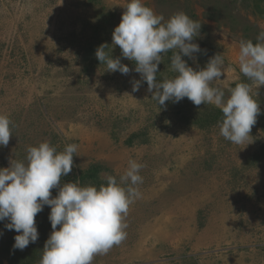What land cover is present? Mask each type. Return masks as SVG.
Instances as JSON below:
<instances>
[{
    "label": "rangeland",
    "instance_id": "obj_1",
    "mask_svg": "<svg viewBox=\"0 0 264 264\" xmlns=\"http://www.w3.org/2000/svg\"><path fill=\"white\" fill-rule=\"evenodd\" d=\"M128 0H0V114L12 122L0 168L25 160L27 148L48 141L58 151L78 145L62 182L99 186L119 179L130 160L143 165L140 198L125 217L126 238L92 264H264V86L261 113L249 139L220 135L223 113L187 98L159 106L133 61L112 45ZM165 19L183 11L201 23L194 69L220 53L225 91L248 82L239 69L240 41L264 30V0H144ZM102 43L132 69L105 71ZM173 50L157 80L172 78ZM95 169V176L89 174ZM58 189H52L56 196ZM50 206L36 216L39 238L14 249V230L0 221V264H38L52 228ZM59 227V226H58Z\"/></svg>",
    "mask_w": 264,
    "mask_h": 264
},
{
    "label": "clouds",
    "instance_id": "obj_2",
    "mask_svg": "<svg viewBox=\"0 0 264 264\" xmlns=\"http://www.w3.org/2000/svg\"><path fill=\"white\" fill-rule=\"evenodd\" d=\"M119 24L114 28L112 45H118L121 56L133 61L140 80L132 83V92L139 91L143 81L147 92L165 106L184 98L195 106L213 104L220 108L223 120L220 135L241 144L249 139L251 129L261 113L259 89L264 86V30L252 40H241L239 69L248 82H240L225 91L214 84L224 76L225 62L220 53L209 58L204 67L194 69L182 57L195 60L201 52L193 42L200 34L201 23L178 11L165 19L144 0H128ZM109 44L102 43L95 56L106 65L105 71L127 75L132 69L113 57ZM173 50L172 78L157 80L158 65L163 54ZM11 121L0 114V147H7L12 136ZM78 145H66L58 151L48 141L27 148L25 160H11L0 168V221H7V230H14V249L24 250L39 238L36 216L45 205L50 206L52 231L45 241L38 264H92L97 255H105L126 238L125 217L141 193L143 165L130 160L128 168L117 179L106 175L99 186L62 182L72 172ZM58 189L52 196V189ZM59 226V227H58Z\"/></svg>",
    "mask_w": 264,
    "mask_h": 264
},
{
    "label": "trees",
    "instance_id": "obj_3",
    "mask_svg": "<svg viewBox=\"0 0 264 264\" xmlns=\"http://www.w3.org/2000/svg\"><path fill=\"white\" fill-rule=\"evenodd\" d=\"M95 169H94V171L92 172V170H91V172L89 173V174H91L90 176H95L94 174H95ZM94 173V174H93Z\"/></svg>",
    "mask_w": 264,
    "mask_h": 264
}]
</instances>
